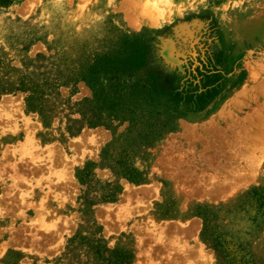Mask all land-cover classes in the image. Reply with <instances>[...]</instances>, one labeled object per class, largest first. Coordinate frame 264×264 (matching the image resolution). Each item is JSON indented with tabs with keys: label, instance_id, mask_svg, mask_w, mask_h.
Wrapping results in <instances>:
<instances>
[{
	"label": "rangeland",
	"instance_id": "1",
	"mask_svg": "<svg viewBox=\"0 0 264 264\" xmlns=\"http://www.w3.org/2000/svg\"><path fill=\"white\" fill-rule=\"evenodd\" d=\"M263 145L264 0H0V264H264Z\"/></svg>",
	"mask_w": 264,
	"mask_h": 264
},
{
	"label": "bare ground",
	"instance_id": "2",
	"mask_svg": "<svg viewBox=\"0 0 264 264\" xmlns=\"http://www.w3.org/2000/svg\"><path fill=\"white\" fill-rule=\"evenodd\" d=\"M155 1V0H154ZM165 6V5H164ZM250 123V122H249ZM246 126V125H245ZM249 127H251V126H249ZM263 127V126H262ZM256 128H257V126H256ZM242 129V128H241ZM243 129H245V128H243ZM257 130V129H256ZM255 130V131H256ZM254 131V132H255ZM259 131H260V128H259ZM260 132H262V131H260ZM241 133V132H240ZM260 134V133H259ZM233 136V135H232ZM258 136V135H257ZM228 137V136H227ZM252 137V136H251ZM228 141H229V139H227ZM258 143V142H257ZM254 144V143H253ZM261 144H262V142H261ZM260 145V144H259ZM243 146V145H242ZM256 146V145H255ZM264 146V145H263ZM253 148V147H252ZM257 149V148H256ZM259 149H260V146H259ZM247 151H248V149H247ZM254 151V150H253ZM249 152V151H248ZM250 152H251V150H250ZM251 154V153H250ZM253 154V153H252ZM244 155H246V154H244ZM250 159H252L251 157H250ZM254 159V158H253ZM32 160H33V163H37L38 161L37 160H35V158H32ZM18 166H16V167H14V169H15V173L16 174H19L20 173V169L19 168H17ZM39 168L40 167H38V170H39ZM41 169V168H40ZM1 176V175H0ZM22 176V175H21ZM15 178H16V176H15ZM20 181V180H19ZM19 181H17V179H15L14 180V185L16 184V186L18 185V184H20V182ZM15 186V187H16ZM48 189H49V186H48ZM50 189H51V187H50ZM49 191V190H48ZM60 192V191H59ZM42 193V192H41ZM46 193H47V191H46ZM44 194V195H42L43 196V198H44V201H45V203H46V206H48L47 208H48V213L50 212V214H51V217H48V218H46V219H44V221H43V226H50V227H55L56 226V224H57V219H56V217H57V213L59 212L58 210H57V208H54V207H51V206H49V198L50 197H56L57 195L56 194H54V193H52V194ZM51 193V192H50ZM63 193V192H62ZM61 193V194H62ZM24 194H25V192H24ZM23 194V195H24ZM27 194V193H26ZM60 195V194H59ZM66 195V194H65ZM37 196H39V194H37ZM41 196V197H42ZM64 196V195H63ZM35 197V196H34ZM61 197V196H60ZM37 198V197H36ZM63 198V197H62ZM61 198V199H62ZM64 199V198H63ZM62 199V200H63ZM30 200V199H29ZM57 200V199H56ZM31 201V200H30ZM44 201H43V203H44ZM39 202V201H38ZM57 202H59V201H57ZM31 203V202H30ZM43 203H41V201L39 202V204H43ZM44 203V204H45ZM60 203H62V201L60 202ZM36 204V203H35ZM38 204V205H39ZM10 205H14L13 204V201H12V203H10ZM61 205V204H60ZM36 206V205H35ZM40 206H43V205H40ZM63 206V205H62ZM33 207V206H32ZM37 207V206H36ZM39 207V206H38ZM8 209V208H7ZM12 209V208H11ZM10 209V210H11ZM9 210V211H10ZM35 210H37V208L35 209ZM47 210V209H46ZM38 211V210H37ZM39 211H41V210H39ZM0 214L2 215V216H4L5 214H7V211L4 209V208H2L1 207V205H0ZM5 219V218H4ZM8 229V228H7ZM9 229H11L10 227H9ZM5 230H2V229H0V234L1 233H3ZM9 231V230H8ZM11 231V230H10ZM12 232V231H11ZM10 232V233H11ZM13 234V233H12ZM11 235V234H10ZM193 263V262H192ZM159 264V263H158Z\"/></svg>",
	"mask_w": 264,
	"mask_h": 264
},
{
	"label": "trees",
	"instance_id": "3",
	"mask_svg": "<svg viewBox=\"0 0 264 264\" xmlns=\"http://www.w3.org/2000/svg\"><path fill=\"white\" fill-rule=\"evenodd\" d=\"M132 87V86H131ZM101 125H103L104 123H100Z\"/></svg>",
	"mask_w": 264,
	"mask_h": 264
}]
</instances>
